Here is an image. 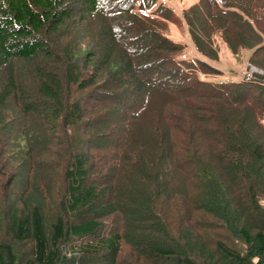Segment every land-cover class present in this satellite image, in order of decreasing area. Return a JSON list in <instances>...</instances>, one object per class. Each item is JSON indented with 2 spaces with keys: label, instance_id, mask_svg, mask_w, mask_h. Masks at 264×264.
Wrapping results in <instances>:
<instances>
[{
  "label": "trees",
  "instance_id": "16d2710c",
  "mask_svg": "<svg viewBox=\"0 0 264 264\" xmlns=\"http://www.w3.org/2000/svg\"><path fill=\"white\" fill-rule=\"evenodd\" d=\"M154 2L0 0V153L17 148L11 172L5 164L0 174L15 186L26 177L23 189L35 190L27 178L36 147L53 157L43 168L56 169L63 187L48 232L38 207L10 213L0 199V264H18L10 239H29L24 264L67 262L65 245L114 264L123 241L160 264H264V73L237 83L205 78L221 74L211 65L212 32L232 54L254 48L249 64H264V0L183 9L200 56L190 60L181 58L186 45L162 32L170 8ZM10 101L38 130L5 121ZM176 213L216 222L201 236L197 224L174 223ZM106 217L115 226L101 232ZM215 228L240 244L212 239Z\"/></svg>",
  "mask_w": 264,
  "mask_h": 264
},
{
  "label": "rangeland",
  "instance_id": "374dc122",
  "mask_svg": "<svg viewBox=\"0 0 264 264\" xmlns=\"http://www.w3.org/2000/svg\"><path fill=\"white\" fill-rule=\"evenodd\" d=\"M163 2V5H167L168 8H170V14H171V20L168 22L162 21V32L165 33V35L176 42H181L186 45V50L185 54L181 57L182 59H193V58H198L200 57L197 52L194 50L191 38L189 36V33L187 31V27L184 24L185 22L181 20V12L183 9L185 10L188 8L190 5L194 4L197 0H159ZM156 0L154 2V6L159 2ZM211 38H212V43H214L217 47V60L211 62V65L215 66L218 68L222 73L218 76L216 75H208L205 76V78H208V80H211L212 82L215 81H221V82H233L237 83L239 80H250L253 78L254 74L258 73L260 75H263L264 73V64L262 65L261 63H256L252 62L254 64H249V58L251 56V53L253 52L254 48H249V49H243L240 50L239 53L232 54V52L228 49L227 45L225 42L221 39V34L219 32H212L211 33ZM264 42V40H263ZM206 60L205 58H203ZM248 68V69H247ZM249 71L251 74V77L246 79L241 75V70ZM255 72H253V70ZM198 77L200 79H203L204 76L201 74H198ZM8 109V110H6ZM3 118H5L6 122H12V125H14L15 130L19 131L20 128L25 125V127L31 128L34 127L35 131L38 130L35 128L36 124L35 121L32 119L30 120H20L19 116L17 115V111L14 110L12 101H10L9 104L6 105L4 111H3ZM20 121V122H19ZM248 134L250 137H248ZM245 136L248 138L253 139L254 141L257 140V137H259L257 134L253 133L251 130H248V132H245ZM36 140L37 137L35 138ZM78 142L77 137L74 138V143ZM57 146H59L60 142H56ZM55 148V147H54ZM33 153H34V160H38L39 162L35 166V171H34V179L32 178V172L30 176L27 178V182L30 183L32 186H35V190H24V185H21V183L24 181L26 177H21L18 179L15 184H9V181L7 180L6 173L11 172V164L13 162H16V158L14 159V154L13 152H17V148L13 146V143L8 145L4 144L3 150L5 153H0L1 154V160H0V167L2 165L6 166L4 169L7 172H1L0 174V199L3 198H8L10 201V206H9V212L12 213L13 210L16 208L18 210H24V211H29L33 207H38V209L42 213V219L45 225V229L48 232L50 230V224L54 222L56 217H58L57 210H55L51 204H56L57 201L60 200L61 197V188L62 183H61V177L60 174H52L56 169H53V172L50 173L49 169L43 168V163L45 159H53V157H49L47 155H41L37 156V148H33ZM7 152H11V154L7 155ZM56 159L52 160V163H57L55 161ZM13 161V162H12ZM26 181V180H25ZM61 184V188L59 186V183ZM5 185V186H4ZM44 188H42V186ZM24 190V191H23ZM22 195L20 196V194ZM23 197V198H20ZM109 201V200H108ZM195 216V213H194ZM3 218L6 219V214L3 213ZM172 221L176 223L177 221H182L183 226L188 225V226H193V231L198 232L201 236L205 234L206 230L208 229L209 225L211 222H216L211 218H206V217H200L201 219H194L191 220L188 215H185L182 217L181 214H175L174 217H172ZM103 223H105L103 229L101 232L104 231L105 228L109 227H114L115 224L110 221L109 217H106L103 220ZM183 226L180 228H176L174 234L178 233V235H181L184 230ZM190 229V227H188ZM2 230L5 232V239H10V233L8 231V226L6 222L2 224ZM209 233L211 234V238H215L221 242H226L229 243L230 241H233L235 244H240V242H234L235 240V235H229L227 231L223 230L222 228H215L212 230H208ZM189 235L191 233V230L186 231ZM107 232H105L106 234ZM2 235V233H1ZM157 242L159 240H162V237L159 235L154 237ZM160 238V239H159ZM208 238V237H205ZM159 239V240H158ZM10 242L14 248V253L16 254V259L18 264H24L27 259H30V249H31V243L29 239L27 240H12L10 239ZM74 249L76 242L72 241L70 243ZM61 254L66 255V260L67 262H64L62 264H105L101 261L93 260L92 258H89V260H85L82 258L80 255H75L70 254L71 247L70 245H65L62 248H60ZM74 252V251H73ZM153 256L150 257L147 252L138 250L135 246H131V243H127L123 241L122 243V249L120 253L118 254L115 263L114 264H160V261L156 259V261L152 260ZM258 258L255 257L252 259V262H255ZM264 260V259H263ZM107 264V263H106Z\"/></svg>",
  "mask_w": 264,
  "mask_h": 264
},
{
  "label": "built area",
  "instance_id": "2783aa9c",
  "mask_svg": "<svg viewBox=\"0 0 264 264\" xmlns=\"http://www.w3.org/2000/svg\"><path fill=\"white\" fill-rule=\"evenodd\" d=\"M247 69H248V68H247ZM245 70H246V69H244V70L241 71V75H242L244 78L248 79V78L251 77V74H250L249 71H245ZM252 70H253V69H252ZM253 72H255V70H253Z\"/></svg>",
  "mask_w": 264,
  "mask_h": 264
},
{
  "label": "bare ground",
  "instance_id": "6f19581e",
  "mask_svg": "<svg viewBox=\"0 0 264 264\" xmlns=\"http://www.w3.org/2000/svg\"><path fill=\"white\" fill-rule=\"evenodd\" d=\"M256 73V72H255Z\"/></svg>",
  "mask_w": 264,
  "mask_h": 264
}]
</instances>
